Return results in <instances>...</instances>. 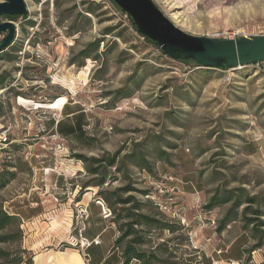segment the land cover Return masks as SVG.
<instances>
[{
    "label": "rangeland",
    "instance_id": "1",
    "mask_svg": "<svg viewBox=\"0 0 264 264\" xmlns=\"http://www.w3.org/2000/svg\"><path fill=\"white\" fill-rule=\"evenodd\" d=\"M24 1L28 15L13 20L16 36L0 53V171L16 174L0 203L20 214L22 246L54 264L55 254H83L87 238L91 264H118L98 192L119 187L173 227L146 231L143 248L166 242L158 264H209L216 247L232 241L224 254L238 257L262 240L244 229L246 203L222 232L233 201L205 206L218 188L244 187L235 194L257 195L264 210V62L221 70L174 60L109 0ZM154 1L194 35L264 30V0ZM91 158L104 160L98 175ZM243 264H264V245Z\"/></svg>",
    "mask_w": 264,
    "mask_h": 264
},
{
    "label": "trees",
    "instance_id": "2",
    "mask_svg": "<svg viewBox=\"0 0 264 264\" xmlns=\"http://www.w3.org/2000/svg\"><path fill=\"white\" fill-rule=\"evenodd\" d=\"M109 1L114 5L117 11L121 12L122 14L125 13L115 3L114 0ZM92 11L93 9L90 7L89 12ZM6 17L14 20L18 16L14 15ZM129 19L132 27L138 32L137 27L131 16H129ZM106 31L107 33H109L111 30L107 29ZM141 37L157 45L156 42L150 40L149 38L143 35H141ZM6 49L0 51V53L6 51ZM219 69L226 70L229 68H226L223 65ZM3 83L4 80L1 78L0 85L2 86ZM1 88L4 87L2 86ZM80 157L81 159H86L83 156ZM103 161L104 160L100 158H91L90 167L88 168L89 171L92 174L98 175L100 173L101 167H103ZM114 162V158L109 160L110 165H112ZM15 175L16 174L13 171H0V190L5 188L10 183L11 179L15 177ZM105 182L106 178L102 177L97 180L94 185L100 187ZM246 190L247 189L244 187H240L237 190H228L226 188L220 190L218 188L209 199L208 203L205 206L209 209L219 206L223 203L233 201L232 208L227 211L225 216L220 221L218 227L219 232L224 231L227 227H229L232 222L237 221L239 215L234 211L237 208L241 207L244 203H246L247 205L243 208V216L241 218L244 223V229L246 230L252 225V238L256 237V234L254 232L257 230H259L260 233H264V220H262L261 218L264 216V210L262 209L261 203L258 201V196L247 194L245 200L243 201L239 198L240 196L238 194H235L236 191L245 192ZM122 191L130 192L131 188L119 187L106 192H98V195L102 197L100 200L107 204V209L110 212L109 216L112 217L111 222L115 225L116 228L117 236L114 240L113 250H118L120 252L123 264H131L134 260L137 261L139 264H158L156 262V260L159 259L158 252L162 249L166 242L159 244L156 247H151L148 250L143 248L147 243L145 237L146 231H148L149 227L168 229L171 232H173L174 229L171 225L163 224L161 220L157 219L156 217L143 210L141 204H134V198L131 194L128 195L126 198H123L121 196ZM143 193L145 195L148 194V192L146 191H143ZM254 205H257V208H252ZM250 209H253L252 214L256 215L255 217L249 216L248 211ZM256 221L258 222L255 223ZM23 238L24 231L22 229V222L20 217L17 214L9 212L5 208V206L0 203V264H35L34 253L22 246ZM263 245L264 237L262 238V240L255 243L250 249L246 248L245 253L260 248Z\"/></svg>",
    "mask_w": 264,
    "mask_h": 264
},
{
    "label": "water",
    "instance_id": "3",
    "mask_svg": "<svg viewBox=\"0 0 264 264\" xmlns=\"http://www.w3.org/2000/svg\"><path fill=\"white\" fill-rule=\"evenodd\" d=\"M128 13L138 32L157 43L174 60H193L200 66L237 68L264 62V35L219 39L194 35L178 27L154 0H114ZM27 16L24 0L0 2V33H5L0 51L9 47L16 36L13 19L3 16Z\"/></svg>",
    "mask_w": 264,
    "mask_h": 264
},
{
    "label": "crops",
    "instance_id": "4",
    "mask_svg": "<svg viewBox=\"0 0 264 264\" xmlns=\"http://www.w3.org/2000/svg\"><path fill=\"white\" fill-rule=\"evenodd\" d=\"M16 214L17 215H20L18 213H16ZM116 236H117V234H116ZM84 238H86V237L84 236ZM87 240L89 241V239H87ZM249 243L243 249L244 250L243 253L240 254L238 257H232L230 255L224 254V253H227V251L230 249V246L232 244V241L229 242L228 244H226L225 247H223V246L218 247V248L216 247L215 250H216V253H217V256H218L217 257V260L215 258H212V260H211V262H209V264H243V260H244V257H245V249L248 247ZM82 251H83V254L79 253V251H78V253L81 255L83 261L85 262V257H84V254L85 253L84 252L86 250L84 248H82ZM46 258H47V256H44L42 258H39V257L37 258V256H36L35 257V264H49L50 262L52 263L51 260H48ZM89 264H91V262H89ZM118 264H123L121 255H120V260H119V263ZM131 264H133V262Z\"/></svg>",
    "mask_w": 264,
    "mask_h": 264
},
{
    "label": "built area",
    "instance_id": "5",
    "mask_svg": "<svg viewBox=\"0 0 264 264\" xmlns=\"http://www.w3.org/2000/svg\"><path fill=\"white\" fill-rule=\"evenodd\" d=\"M125 17L129 19V14L128 13H124ZM205 36H209V37H215V38H219V39H229V38H236V37H241V36H251V35H255L251 32H246V31H242V32H235V31H230V30H214L212 32H207L205 34H203ZM259 35H264V30H261ZM259 65V64H258ZM99 203L101 204H104V202L102 200L98 201ZM108 210V209H107ZM82 212L85 213L86 212V209L82 208ZM109 215H110V212L108 210L107 212ZM108 215V216H109ZM80 231H82V228H80ZM89 241L87 239H82L81 240V247L82 248H85L89 245ZM84 264H89V259L88 257L86 256L85 257V262Z\"/></svg>",
    "mask_w": 264,
    "mask_h": 264
},
{
    "label": "bare ground",
    "instance_id": "6",
    "mask_svg": "<svg viewBox=\"0 0 264 264\" xmlns=\"http://www.w3.org/2000/svg\"><path fill=\"white\" fill-rule=\"evenodd\" d=\"M80 253V252H79ZM77 251H72L68 253H58L53 256L54 264H84V261Z\"/></svg>",
    "mask_w": 264,
    "mask_h": 264
}]
</instances>
